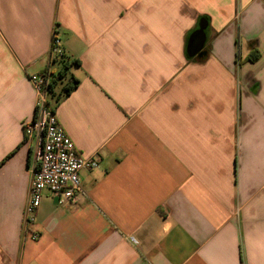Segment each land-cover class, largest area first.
Here are the masks:
<instances>
[{
    "label": "crops",
    "instance_id": "1",
    "mask_svg": "<svg viewBox=\"0 0 264 264\" xmlns=\"http://www.w3.org/2000/svg\"><path fill=\"white\" fill-rule=\"evenodd\" d=\"M76 60L56 116L99 166L33 240L29 76ZM0 264H264V0H0Z\"/></svg>",
    "mask_w": 264,
    "mask_h": 264
},
{
    "label": "built area",
    "instance_id": "2",
    "mask_svg": "<svg viewBox=\"0 0 264 264\" xmlns=\"http://www.w3.org/2000/svg\"><path fill=\"white\" fill-rule=\"evenodd\" d=\"M64 56L61 42L54 34L50 60L58 61ZM51 79L48 73H36L29 76L38 94V101L34 119L24 123L25 143H35V165L32 168L29 197L23 219L26 232H30L31 226L37 220L45 190L51 191L61 203L76 204L84 194L80 172L93 171L99 166L96 160L86 158L78 150L59 122L56 113L47 106ZM30 233L33 240L39 238V234Z\"/></svg>",
    "mask_w": 264,
    "mask_h": 264
},
{
    "label": "trees",
    "instance_id": "3",
    "mask_svg": "<svg viewBox=\"0 0 264 264\" xmlns=\"http://www.w3.org/2000/svg\"><path fill=\"white\" fill-rule=\"evenodd\" d=\"M52 40H53V36H52ZM255 53L257 52H254V54L251 55L250 61H255L258 58V55L257 54L255 55ZM207 57H208V53L206 52L202 54L200 57L196 58L195 60L204 62L206 61ZM64 58L65 56L62 59ZM188 58H191V57L188 56ZM72 65L80 66V62L76 60L74 62L65 64L63 66V70L59 72L58 75L53 76L51 79V83L48 87L49 100H47V106L54 113H56L58 104L63 99L67 98L78 87L80 83V81L77 78H75L73 75H70L68 72L69 67ZM67 76H68V79L66 82H64L63 79H65Z\"/></svg>",
    "mask_w": 264,
    "mask_h": 264
},
{
    "label": "water",
    "instance_id": "4",
    "mask_svg": "<svg viewBox=\"0 0 264 264\" xmlns=\"http://www.w3.org/2000/svg\"><path fill=\"white\" fill-rule=\"evenodd\" d=\"M208 22L202 18L199 22V27L189 37L187 43V54L189 57L201 56L204 52V46L206 43V29Z\"/></svg>",
    "mask_w": 264,
    "mask_h": 264
}]
</instances>
